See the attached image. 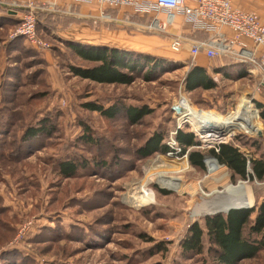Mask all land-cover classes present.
<instances>
[{
  "label": "rangeland",
  "instance_id": "rangeland-1",
  "mask_svg": "<svg viewBox=\"0 0 264 264\" xmlns=\"http://www.w3.org/2000/svg\"><path fill=\"white\" fill-rule=\"evenodd\" d=\"M20 22L0 24V264H215L207 252L186 258L181 242L195 221L189 210L200 196L221 197L240 184L251 192L264 185V180H233L217 158L216 170L206 161L221 143L239 148L248 159L264 158V119L254 103H264V92L257 91L260 73L232 58L238 64L230 77L213 73L215 88L189 91L185 76L192 61L187 59L169 61L167 70L138 76L130 85L100 84L70 71V65L91 64L42 26V14L37 34L49 47L36 48L27 39L15 44L22 41L12 37ZM242 70L245 75H238ZM183 98L199 110L225 116L247 99L257 118L255 124H235L214 141L180 122L175 107ZM91 101L123 110L109 119L84 107ZM142 105L153 112L131 124L126 108ZM45 126L49 132L23 140L28 128ZM85 126L99 138L98 145L82 141ZM178 130L201 141L190 150L202 152L204 168L182 153ZM156 132L164 133L170 150L140 158L138 148ZM79 157L109 166L95 163L73 178L62 177L59 165ZM160 174L179 178L182 187H167ZM134 191L141 194L138 206L127 197ZM204 243L206 251V237ZM238 264H264V251Z\"/></svg>",
  "mask_w": 264,
  "mask_h": 264
},
{
  "label": "trees",
  "instance_id": "trees-1",
  "mask_svg": "<svg viewBox=\"0 0 264 264\" xmlns=\"http://www.w3.org/2000/svg\"><path fill=\"white\" fill-rule=\"evenodd\" d=\"M1 11L2 7L0 6ZM3 19L7 22L19 21L10 16H0V24ZM20 37L22 41L19 39L13 42H25L26 38ZM64 43L77 58L91 64L88 66L70 65V71L75 76L100 84L130 85L138 76L150 78L160 74L169 68V61L172 62L166 57L117 46L83 44L74 41H65ZM190 60L192 63L185 76L186 89L193 91L198 88L204 90L215 88L217 85L208 69L198 66L192 59ZM233 66L235 67L236 64ZM212 72L227 77L233 73L231 67L228 69L215 67ZM245 72L242 70L238 75H245ZM254 103L264 119V103L258 100H255ZM84 107L99 112L109 119L116 118L123 110L118 104L105 106L95 101L85 103ZM126 109V115L131 124L139 123L145 116L153 112V109L148 105L129 106ZM45 131L49 132L46 126L30 127L25 131L23 140L26 142L34 140ZM84 132L81 137L83 142L88 145H98L99 138L93 135L90 127L85 126ZM175 137L182 146V153H188L190 163L204 168L202 152L198 149L190 150V148L201 144L195 134L178 130ZM169 150V146L165 143L164 133L156 132L138 148L137 155L144 159L157 152L166 153ZM212 153L219 163L231 170L233 180L236 176L241 179L264 180V158L248 159L239 148L229 143H221L218 150L212 149ZM95 163L102 169L109 166V162L99 163L95 158H72L59 165L60 174L64 178H73L78 172L80 173V170H87L91 164ZM160 192L170 193L167 189H160ZM202 220L203 223L198 220L190 226L181 242L182 253L186 258L197 257L207 252L213 257L215 264H238L243 260L255 258L264 251V197L252 207L232 208L227 213L219 212L202 218ZM205 237L208 243L206 251Z\"/></svg>",
  "mask_w": 264,
  "mask_h": 264
},
{
  "label": "built area",
  "instance_id": "built-area-1",
  "mask_svg": "<svg viewBox=\"0 0 264 264\" xmlns=\"http://www.w3.org/2000/svg\"><path fill=\"white\" fill-rule=\"evenodd\" d=\"M75 3H94L101 11L103 18L112 19L107 9H126L139 15H150L151 20L143 29L152 32H164L165 26L172 24L178 14L194 30L208 33L209 38L192 44V57L204 52L207 57H230L238 63L250 64L260 73L257 85L258 92H264V19L256 11L241 9L234 5L233 0H195L188 4L187 0H71ZM10 10L18 7L16 3H5ZM20 24L12 37L22 36L33 46L48 48L37 34L38 16L46 7L43 4L28 2ZM53 10V9H52ZM163 14L164 19L159 17ZM128 19V17H127ZM113 20V19H112ZM230 29V36L224 29ZM182 36H174L170 47L179 53L184 44ZM217 150V149H216Z\"/></svg>",
  "mask_w": 264,
  "mask_h": 264
},
{
  "label": "crops",
  "instance_id": "crops-1",
  "mask_svg": "<svg viewBox=\"0 0 264 264\" xmlns=\"http://www.w3.org/2000/svg\"><path fill=\"white\" fill-rule=\"evenodd\" d=\"M0 1L18 4L14 10H10L8 5L0 4L2 7L0 16H10L17 20L22 18L25 11L23 7L26 3L32 1L45 5L46 9L39 13L42 14L44 20L42 26L64 42L74 41L83 44L117 46L166 57L171 61L192 59L198 66L208 69L211 75H214L212 70L215 67H225L226 69L231 67L232 72H236L237 69L236 66H233L236 62L232 61L230 57L209 58L204 52L192 57L190 53L192 44L207 40L209 35L203 31L194 30L180 14L176 16L172 24L165 26L164 32H152L143 29V26L150 22V15H139L126 9H107L112 20L103 18L100 9L94 3H75L71 0ZM194 1L187 0V3L193 4ZM233 3L241 9L258 12L264 19V0H233ZM159 17L164 19L163 14H160ZM51 24L55 25V28H51ZM224 30L228 35H234L230 29ZM174 36H182L185 40L182 50L177 55L170 47ZM245 65L249 67L250 72H255V70H251L253 67L250 64ZM263 184L264 182L260 185ZM263 186L256 191L252 190L253 204L251 207L264 197Z\"/></svg>",
  "mask_w": 264,
  "mask_h": 264
},
{
  "label": "bare ground",
  "instance_id": "bare-ground-1",
  "mask_svg": "<svg viewBox=\"0 0 264 264\" xmlns=\"http://www.w3.org/2000/svg\"><path fill=\"white\" fill-rule=\"evenodd\" d=\"M176 107L178 109L177 113L180 116L179 118L180 122L191 123L195 128V130L203 134L207 133L208 135H205L206 137H208L207 139L214 138V141L216 139L221 138L224 134H226V132L229 129L233 128L235 124L241 121H249L255 124L254 122L256 121L257 118V113L254 104L247 99H243L238 104L235 111L231 112L226 116L221 115L215 111L199 110L194 106H192L185 98H183L180 102H178ZM259 132L261 131H258V133ZM209 142H213V141L209 140ZM213 160H215L213 155L206 156V161L209 162L210 170H216L218 166V163ZM184 167L183 169H185ZM177 179L174 177L166 176L165 174H160L158 177L159 182L163 183L164 185H166L171 189H179L180 187H182V184L179 181H177ZM134 184L135 183H133L132 186ZM131 189H133V187ZM140 195L141 194L134 191L131 192L129 195H127V197L129 201H131L132 203L138 206L140 200L139 197L137 196ZM217 198L220 199L219 203H217V209H221L224 211L234 206L236 208L251 207V205L253 204V197L251 191L249 187L245 186L244 184H240L239 186H235V187H230L226 191V193L225 192L221 193V197L218 195Z\"/></svg>",
  "mask_w": 264,
  "mask_h": 264
},
{
  "label": "water",
  "instance_id": "water-1",
  "mask_svg": "<svg viewBox=\"0 0 264 264\" xmlns=\"http://www.w3.org/2000/svg\"><path fill=\"white\" fill-rule=\"evenodd\" d=\"M177 112L178 109L175 107ZM215 157V156H214ZM216 158V157H215ZM220 199L217 198V196L214 197H203L200 196V199L195 201L192 208L189 210V217L191 219H195L194 222L198 221L199 219L205 218L207 216L219 213V212H225L227 213L230 209L236 208L230 207L227 210H221L217 209V203H219Z\"/></svg>",
  "mask_w": 264,
  "mask_h": 264
}]
</instances>
